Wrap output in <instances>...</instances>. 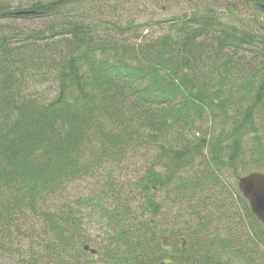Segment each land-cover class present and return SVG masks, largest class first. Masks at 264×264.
Instances as JSON below:
<instances>
[{
    "label": "trees",
    "instance_id": "trees-1",
    "mask_svg": "<svg viewBox=\"0 0 264 264\" xmlns=\"http://www.w3.org/2000/svg\"><path fill=\"white\" fill-rule=\"evenodd\" d=\"M106 1L0 0V264H264L237 187L264 172V0L141 23ZM235 196L257 228L230 207L217 231Z\"/></svg>",
    "mask_w": 264,
    "mask_h": 264
},
{
    "label": "rangeland",
    "instance_id": "rangeland-1",
    "mask_svg": "<svg viewBox=\"0 0 264 264\" xmlns=\"http://www.w3.org/2000/svg\"><path fill=\"white\" fill-rule=\"evenodd\" d=\"M12 4L22 7V8H27L30 4L29 2H32L34 0H9ZM169 1V2H167ZM232 3V6L238 9V12L242 15L245 16H253L257 14L258 12L253 8L252 4H249L245 0H107L106 4L104 7L107 9L110 15L115 16L116 14H119L122 16V18L130 16V18H135L137 23H141L143 21H147L150 19L153 20H159V19H166L170 17L172 14H182L184 11H191L194 6L196 5H209L213 7L214 9L222 10L224 9V4L225 3ZM246 2V3H245ZM113 5H116V8L113 9ZM153 12L152 14H148V12ZM230 13V12H229ZM226 15V20L229 22H233V18L230 20V15ZM260 13L257 15L259 16ZM260 17V16H259ZM261 20L264 21V14L262 13L261 15ZM18 23L22 24L26 29H33L40 27V24L42 21L40 19H26L23 21H19ZM157 34V33H156ZM257 128L261 134H264V127L262 123L260 125H257ZM231 128L229 127V124H227L224 128L223 131H229ZM222 131L220 128V125L218 123H210L209 120H204L202 123L201 127L198 128V131L193 130L192 134L190 135L189 138L193 139L199 138L200 136L204 135L207 133V135H211V133L214 132V134L219 133ZM169 139L167 138L168 141H171L172 135H168ZM157 152V149H149V150H143V154L147 153L150 154L149 158L155 155ZM208 153V149L205 148L204 154ZM138 163V162H136ZM196 166V165H194ZM133 169L137 166H132ZM196 169L197 167H193ZM240 176V172L238 174ZM225 181L227 183H234V179L236 176L232 173V171L229 168H226L224 170V175ZM217 196V195H215ZM229 196V195H228ZM210 200V199H209ZM156 201H158L164 211H168V213H171L174 215V208L173 211L170 209L172 204L170 203V198L167 195L166 191L164 189L157 191L156 193ZM232 201V202H231ZM201 202H204L203 200ZM213 202V201H212ZM211 201H208L204 203L203 205L205 206V209L212 210L213 208V203ZM228 205L224 206L221 208V212L219 211H214L212 212L211 216L214 218L217 225V231H223L225 230L224 225L229 223V218H231V215H227V212L230 211V207L232 210L235 212V219L238 221H242L243 224L246 226L250 227L248 229H256L257 225L253 222V220L247 216L245 212V206L244 204L238 200V198L235 196L232 199L228 201ZM232 203V204H231ZM230 205V206H229ZM226 210V211H225ZM219 213H223L226 217L219 216ZM185 217V216H184ZM147 218H149V215H147ZM165 220L163 218L162 214H159L155 218L152 217L153 221H161ZM183 223V221H182ZM93 224V223H92ZM245 227V226H244ZM243 227V228H244ZM246 229V228H244ZM92 236L94 237H103L102 230L99 228H96L94 230H90L89 232ZM100 240V239H99ZM94 247V245H91Z\"/></svg>",
    "mask_w": 264,
    "mask_h": 264
},
{
    "label": "water",
    "instance_id": "water-1",
    "mask_svg": "<svg viewBox=\"0 0 264 264\" xmlns=\"http://www.w3.org/2000/svg\"><path fill=\"white\" fill-rule=\"evenodd\" d=\"M264 8V4H260ZM242 196L248 201L251 212L264 225V172L252 171L237 180ZM83 249L95 253V249L84 245ZM174 264V263H172Z\"/></svg>",
    "mask_w": 264,
    "mask_h": 264
}]
</instances>
